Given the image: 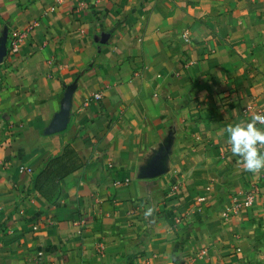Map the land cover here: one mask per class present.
<instances>
[{
  "label": "crops",
  "instance_id": "0c3cea01",
  "mask_svg": "<svg viewBox=\"0 0 264 264\" xmlns=\"http://www.w3.org/2000/svg\"><path fill=\"white\" fill-rule=\"evenodd\" d=\"M2 49L0 264H264V0H0Z\"/></svg>",
  "mask_w": 264,
  "mask_h": 264
},
{
  "label": "clouds",
  "instance_id": "9594fccd",
  "mask_svg": "<svg viewBox=\"0 0 264 264\" xmlns=\"http://www.w3.org/2000/svg\"><path fill=\"white\" fill-rule=\"evenodd\" d=\"M258 125H264V114H254L248 121L229 124L224 129L231 154L239 158L244 171L253 174L264 170V127Z\"/></svg>",
  "mask_w": 264,
  "mask_h": 264
},
{
  "label": "built area",
  "instance_id": "2783aa9c",
  "mask_svg": "<svg viewBox=\"0 0 264 264\" xmlns=\"http://www.w3.org/2000/svg\"><path fill=\"white\" fill-rule=\"evenodd\" d=\"M186 37V40L189 39L188 35H184ZM23 33H18L15 36L12 37L11 42H10V52L8 54V59L10 61H13L14 59H16L18 57V55L21 52V45H22V40H23ZM102 97V93L101 92H97L94 94V98L96 99H100ZM129 181V179H128ZM257 189H252L250 192H248L246 194V197L244 199V201L240 202V201H236L235 203H233L231 206H229L226 211L224 212L225 215H229L231 212H237L239 211L242 207H250L252 206L253 202L255 201L256 197H257ZM181 218L178 217L176 218V222H181ZM35 229H37V226H35ZM98 251L100 253L104 252L105 249V245L101 242L98 244Z\"/></svg>",
  "mask_w": 264,
  "mask_h": 264
},
{
  "label": "water",
  "instance_id": "95a60500",
  "mask_svg": "<svg viewBox=\"0 0 264 264\" xmlns=\"http://www.w3.org/2000/svg\"><path fill=\"white\" fill-rule=\"evenodd\" d=\"M5 54H6V51L4 49H2L0 51V60L3 58V56ZM66 111H67V107H65L62 115L60 116V123H63ZM167 148H168V146H167ZM166 155H167V153L165 152V148L160 150L156 154V156L154 157V159L152 160L150 165L144 169V176L145 177H155V176L162 174L165 171L164 159H165Z\"/></svg>",
  "mask_w": 264,
  "mask_h": 264
},
{
  "label": "trees",
  "instance_id": "16d2710c",
  "mask_svg": "<svg viewBox=\"0 0 264 264\" xmlns=\"http://www.w3.org/2000/svg\"><path fill=\"white\" fill-rule=\"evenodd\" d=\"M57 159H59V157H58V158H55V159H53V160H52V162H54V161H57ZM50 165H51V163H50Z\"/></svg>",
  "mask_w": 264,
  "mask_h": 264
}]
</instances>
